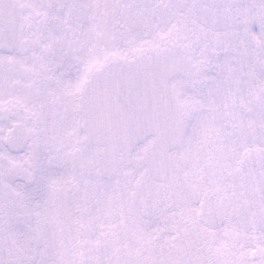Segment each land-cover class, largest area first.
<instances>
[{
    "label": "snow or ice",
    "instance_id": "1",
    "mask_svg": "<svg viewBox=\"0 0 264 264\" xmlns=\"http://www.w3.org/2000/svg\"><path fill=\"white\" fill-rule=\"evenodd\" d=\"M0 264H264V0H0Z\"/></svg>",
    "mask_w": 264,
    "mask_h": 264
}]
</instances>
